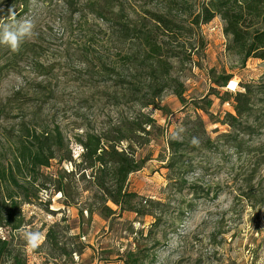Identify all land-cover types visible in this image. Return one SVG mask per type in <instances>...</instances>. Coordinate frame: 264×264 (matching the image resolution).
<instances>
[{
    "label": "rangeland",
    "instance_id": "obj_1",
    "mask_svg": "<svg viewBox=\"0 0 264 264\" xmlns=\"http://www.w3.org/2000/svg\"><path fill=\"white\" fill-rule=\"evenodd\" d=\"M201 1L187 0V5L197 9ZM14 2L0 0V17L7 19L11 7L17 21L35 22L37 35L18 52L0 45V134L16 131L22 120L59 126L77 164L81 148L74 138L83 131L100 133L138 113L154 122L138 145L123 142L122 147L132 144L144 161L142 169L130 175L128 189L163 204L154 210L159 223L152 225L157 222L153 217L129 212L105 219L97 213L88 218L83 211L79 218L82 206H64L60 194L42 195L47 206L22 208L30 222L27 230L44 235L48 226L65 218L70 235L79 234L77 242L84 245L81 255L53 264H123L130 253L139 251L146 264L149 259L154 260L151 264H257L264 255V161L225 150L223 157L202 150L187 155L186 161L195 167L186 169L183 179L201 186L209 196L203 199H195L187 189L177 193L170 185L177 177L166 166L172 157L168 143L182 141L187 116L200 117L211 139L229 131L222 121L226 113H234L232 99L224 100L240 91V85H264V60L249 59L241 68L226 52L224 23L217 17L189 35L181 32L170 38L171 48L180 55L169 60V77L184 85V103L165 87L151 101L154 105L140 107L113 83L118 77L130 80L133 69L121 68L118 62L135 50L130 34L118 32L116 25H128L131 32L135 27L152 30L147 12L160 11L163 0H23L20 6ZM221 75L232 76L225 88L215 83ZM143 81L147 104L149 80L145 76ZM208 100L209 110L194 112L193 104L205 108ZM254 100V109L262 115L264 99L257 95ZM253 138L244 136L243 143L256 152L264 150V131ZM55 168L53 163L50 171ZM62 169L69 172L72 167L63 163ZM27 259V264L42 262L29 249Z\"/></svg>",
    "mask_w": 264,
    "mask_h": 264
},
{
    "label": "trees",
    "instance_id": "obj_2",
    "mask_svg": "<svg viewBox=\"0 0 264 264\" xmlns=\"http://www.w3.org/2000/svg\"><path fill=\"white\" fill-rule=\"evenodd\" d=\"M23 0H15L14 5H22ZM21 13V12H20ZM19 13V14H20ZM153 29L136 28L133 32L125 24H117V31L129 35L135 43V50L119 57L121 68H132L130 80L126 78L113 82L128 93L140 107L154 105L151 101L161 95L165 87L184 103V85L170 78L168 68L170 59L179 57V52L171 48V39L181 32L189 35L201 25L219 18L224 23L223 34L227 39L226 52L234 56L240 67L249 59L264 60V1L263 0H202L197 9L187 5V0H163L162 9L147 12ZM18 15V14H17ZM185 16L189 21H183ZM129 33V34H127ZM173 39V38H172ZM199 39V38H197ZM203 45V43H202ZM129 65V66H128ZM128 66V67H126ZM117 75V74H116ZM150 95L144 104L143 88ZM166 78V79H165ZM169 78V79H168ZM230 75L218 76L216 84L225 88L231 80ZM232 99V113H226L222 123L229 128L227 133L215 139L205 133L203 121L198 116H187L182 122V141L168 143L171 160L166 168L177 177L171 182L177 193L187 189L195 199L208 198L201 186L189 184L183 179L186 169L195 164L186 161L189 154L205 151L208 155L223 157V150L242 154L264 161V150L256 152L253 147L243 143L246 136L253 140L257 132L264 131V110L262 115L254 109L257 95L264 99L263 84L240 85ZM230 97V96H229ZM150 101V102H149ZM264 102V101H262ZM194 105V112L209 110L212 102L208 100L205 108ZM34 121V120H33ZM154 122L144 114L138 113L129 121H119L106 131L85 130L75 136L74 143L81 148L79 162L72 160L69 142L66 141L59 126H48L44 122L22 120L18 129L5 130L0 134V264H27V246L21 232L30 226L22 212L25 205H46L42 195L60 194L66 207L82 206L91 218L97 213L102 218H110L118 213L129 212L138 217H153L152 225L159 219L154 212L163 204L145 199L128 189L130 175L142 169L144 161L138 159L132 144L122 147L123 142L138 145L143 137L149 135L146 128ZM195 141V142H194ZM221 149V150H219ZM55 163V171H50ZM63 163L72 170L65 172ZM200 169L207 167L199 164ZM171 181V179H169ZM83 183V187H79ZM84 194H87L84 196ZM116 207L111 209L107 204ZM40 247L31 253L41 256V264H53L61 259L79 256L84 245L77 242L78 235H70L66 219L62 218L48 226ZM149 259V258H147ZM150 260L147 263H153ZM123 264H146L141 252L130 253L122 260Z\"/></svg>",
    "mask_w": 264,
    "mask_h": 264
},
{
    "label": "clouds",
    "instance_id": "obj_3",
    "mask_svg": "<svg viewBox=\"0 0 264 264\" xmlns=\"http://www.w3.org/2000/svg\"><path fill=\"white\" fill-rule=\"evenodd\" d=\"M7 19L0 17V45L8 47L12 52H18L21 45L32 40L37 35L35 22L31 19L16 20V13L10 7L7 10ZM195 142V141H194ZM28 249L35 251L44 240L40 231L23 230L21 232ZM257 264H264V255L260 257Z\"/></svg>",
    "mask_w": 264,
    "mask_h": 264
},
{
    "label": "snow or ice",
    "instance_id": "obj_4",
    "mask_svg": "<svg viewBox=\"0 0 264 264\" xmlns=\"http://www.w3.org/2000/svg\"><path fill=\"white\" fill-rule=\"evenodd\" d=\"M233 87H234V85H233Z\"/></svg>",
    "mask_w": 264,
    "mask_h": 264
}]
</instances>
